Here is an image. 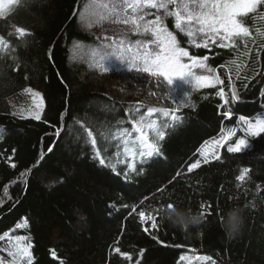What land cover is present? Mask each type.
I'll list each match as a JSON object with an SVG mask.
<instances>
[{"label":"trees","instance_id":"trees-1","mask_svg":"<svg viewBox=\"0 0 264 264\" xmlns=\"http://www.w3.org/2000/svg\"><path fill=\"white\" fill-rule=\"evenodd\" d=\"M84 1L22 0L14 14L0 19V35L15 48L0 60V235L29 237L34 264H182V257L191 253L211 256L215 264H264V134L246 137L239 121L241 115L252 119L263 110L264 77L255 76L245 89L235 79V65L231 66L241 99L224 106L216 91L225 87L231 99L229 69L218 66L237 57L211 44L205 49L185 42L190 53L210 57L208 63L217 67L225 83L217 89H193L188 105L178 110L182 123L165 129V139L159 141L162 155L148 157L147 163H141L144 158L138 154V145L126 144L128 138L115 135L127 128L137 137L132 124L145 115L150 103H142L143 109L138 113L135 105L139 100H132L129 105L124 100L109 101L117 111L107 113V120L101 117L102 113L93 118L90 104L105 98V89L95 76L96 61H89L90 68L86 70L69 63L75 43H93V38L79 27ZM14 26L30 34L22 38L9 35L15 32ZM255 27L264 31V20L258 18ZM127 39L140 37L129 34ZM180 39L184 41L183 36ZM261 45L264 37L253 30L250 52L237 60L241 75L253 77L256 70L264 72ZM17 64L19 71L14 70ZM194 71L201 74L198 69ZM25 88L35 89L43 97L40 121L11 113L9 98ZM229 109L233 111L230 120L223 117ZM165 119L162 113L150 117L157 123ZM115 120L121 123L116 125ZM148 122L146 118L145 124ZM72 125L77 126L71 127L76 129L77 137L69 140L66 130ZM233 128L236 135L228 143L246 138L251 147L240 153L220 149L221 160L210 159L205 164L199 154L201 146ZM84 129H89L92 137L81 134ZM101 135L108 137L107 142ZM148 135L150 142H155L151 129ZM93 138L95 146L91 144ZM126 147L130 151L126 152ZM97 150L104 165L96 156ZM132 153H136L134 159ZM197 160L201 161L200 167L188 172ZM132 163L136 172L128 168ZM243 167L251 172L241 184L236 178ZM28 169L31 172L22 181L21 173ZM162 186L163 191L158 192ZM217 199L222 212L217 214L213 207V214L206 216L198 228L172 227L164 211H160L162 219L157 221V231L150 228V219L142 225L138 216L141 210L146 216L149 212L157 215L160 205L169 202L200 216L201 202L215 205ZM134 206L136 212H132ZM234 207L243 209L244 227L239 235L230 237L224 225L227 213ZM220 215H224L223 224ZM25 220L27 227L17 228ZM144 227H149L148 233ZM152 235L164 244L157 243ZM53 238L58 242L55 245Z\"/></svg>","mask_w":264,"mask_h":264},{"label":"snow or ice","instance_id":"snow-or-ice-1","mask_svg":"<svg viewBox=\"0 0 264 264\" xmlns=\"http://www.w3.org/2000/svg\"><path fill=\"white\" fill-rule=\"evenodd\" d=\"M21 2L22 0H0V19H7L9 15L14 14ZM99 7L105 9L107 15L100 16L98 22L107 19L113 23L130 25L132 33L140 37L134 42L131 39H120L119 41L113 40L109 45H101L99 52H94V59L99 69L102 72H107L114 57L117 59L127 57L124 59V63L129 72H142L149 74L151 77H162L169 85L168 95L176 105H188L193 89H217L218 85H224L225 83L218 73L217 67H213L208 63L210 57H199L195 53H190L189 48L184 46L185 42L192 47L205 49L211 44L220 49H226L228 50L227 54H235L237 57V59L226 61L218 66V68L229 69L227 79L231 86V99H229L225 87H219L216 91V95L223 101L224 106L241 99L237 93L236 84L233 82L231 66L235 65V79L239 80L241 86L245 89L249 87L251 79H254L255 76L264 77V72L258 70L255 71L253 77H249L247 73L241 75V64L237 62L239 57L246 56L250 52L249 42L253 37V30L256 35L264 37V31H261L259 27L254 28L258 18L264 20V0H122L120 6L113 4L109 7L104 4L99 5ZM118 7L120 10H118ZM129 10L131 11L129 12ZM147 17L154 18L149 19ZM169 20L172 22L171 25L168 24ZM91 26V23H89V27ZM14 27L15 32L9 33V35L15 34L17 38H22L26 34H30L28 30L22 27ZM181 36L184 37V41H181ZM105 39L109 38L105 37ZM259 47L264 49V45ZM113 48H115V51H113ZM14 51L15 48L10 41L4 35H0V60L5 59ZM244 67L249 68L250 66L244 64ZM197 69L200 70L201 74L194 71ZM14 70H20L19 64L16 65ZM245 81H248V83ZM179 85L185 87H179ZM24 91L39 98V102L36 103L38 110L30 112L29 115L40 121L44 110L43 97L39 92H33L31 88ZM192 106L195 107V105ZM135 109L139 113L142 111L143 105L137 103ZM146 113L147 118H149L147 124H145V115H141L132 124L133 131L139 134L137 137H133V132H130L127 128L116 133V137L128 138L126 144L138 145L140 148L138 154L144 158L141 163H147L146 158L148 157L162 155L159 141L165 139V129H174L182 123V117L178 111L173 112L149 107L146 109ZM153 113H162L166 119L161 123L151 121L150 117ZM232 116L233 111L230 109L223 112V117L226 119L230 120ZM168 117H171V119H167ZM21 118H24V116L21 115ZM239 121L246 125L244 130L246 137L256 138L264 134V118L256 119L253 123L241 115ZM145 127L155 133V142H150L149 135L144 131ZM56 135L59 136L58 131ZM235 135L236 129L233 128L219 139L206 141L199 149L203 162L207 164L210 159L220 161V149L226 148L227 153H240L251 147L249 139L246 138H239L234 143L229 144L228 141ZM88 136L92 137L90 130ZM96 143L94 138L91 139L93 146ZM52 150V147L48 148V152ZM125 151L130 150L126 147ZM132 155L134 159L136 153H132ZM96 156L99 158L100 164L104 165L105 160L99 150L96 151ZM200 165L201 161L197 160L190 165L188 172H192ZM12 166L15 167L14 164ZM128 168L130 171L136 172L135 163L129 164ZM30 172L31 169H28L26 172L21 173L22 181ZM250 172V168L243 167L236 179L242 184ZM117 174L119 175V173ZM179 175L180 173H177V176ZM124 177L125 179L128 178L127 172L124 173ZM24 182L26 183V181ZM239 186L238 184L237 187ZM157 191H163V186ZM257 191H260V185H257ZM4 192L7 194V188L4 189ZM231 200L232 197H229V202ZM213 207L217 210V214L222 212L219 199H217L215 205L201 202L200 216L206 218V216L212 215ZM245 207H248V205L246 204ZM176 208L175 204L169 202L167 205H160L157 215H152L149 212L146 216L145 211L141 210L138 213L140 223L143 225L146 220L150 219L152 221L150 228L158 231L160 225L157 221L162 219L159 212ZM132 212H136L135 206ZM220 221L222 224L224 223V215H220ZM20 227H27V221L25 220L23 224L17 225V228ZM143 231L148 233L149 227H144ZM6 235H0V241L5 240ZM152 239L156 240L157 243L164 244L157 235H152ZM7 240L8 243L5 245L4 251H6L9 259H0V264H34L32 244L29 237L7 236ZM119 251V248H117L116 252ZM51 254L56 255L55 252ZM128 259H131V257H128ZM203 259L212 261V264H215L211 256H204Z\"/></svg>","mask_w":264,"mask_h":264},{"label":"rangeland","instance_id":"rangeland-1","mask_svg":"<svg viewBox=\"0 0 264 264\" xmlns=\"http://www.w3.org/2000/svg\"><path fill=\"white\" fill-rule=\"evenodd\" d=\"M104 4L108 5L109 7H111L113 4L120 6L122 5V0H85L82 3V10L79 16V27L87 35H90L93 38V43L89 45L75 43L72 47V52L69 57L70 65L79 66L80 68H84V70H86L90 68L89 61H95L94 52H99L101 45H109L113 42V40L119 41L120 39H127L129 34H133L130 25L113 23L107 19L103 22H98L100 16L107 15L105 9L99 7V5ZM86 5L87 7H85ZM118 10H120L119 7ZM130 11L131 10H129V12ZM89 23H91V27H89ZM105 37H108L109 39H105ZM135 40L137 39H133V42ZM113 51H115V48H113ZM126 58L127 57H124L123 59H117L114 57L110 63L112 69L108 70L107 72H102V70L98 69L99 67L97 64H95L97 68L95 76H97V82L99 85L105 89V98H103V101H100L97 104H90L92 108L90 115L93 118H96V113H102L104 115L101 117L105 120V115H107V113L112 114L117 111L113 106V103H110L109 101L124 100L129 105L131 104L132 100H139L140 105L142 103H150V106L147 108L152 107L173 112H177L181 108L180 105H176L172 102L171 97L168 95L169 85L162 77H151L149 74L142 72H129L127 70V66L124 63V59ZM179 87H181V85H179ZM25 89H23L18 95L9 98L10 109L12 114L16 113L15 115L18 116L23 115L24 117L32 118L29 113L38 110L36 108V103L39 102V98L33 96L32 93L24 91ZM32 90L33 92H39L35 89ZM156 114L157 113H153L151 116ZM145 116L147 118L146 110ZM260 118H264V112L257 119ZM100 121L103 122V124L105 122L103 120ZM114 123L118 125L121 123V121L116 122L115 120ZM71 127L75 126L72 125L66 130L68 135L67 138H69V140H71L73 136H76L75 130L77 129V126L75 127V130ZM88 131L89 129H84V132L83 130H80V133H84L87 135V137H89ZM144 131L148 134L149 129L145 127ZM109 135L111 136V134ZM101 137L103 138L104 142H107V136L101 135ZM80 146H83V144L80 143ZM7 236L15 237L21 235H10V233H7L5 240L0 242V259L5 260L9 259L6 255V251H4L5 245L8 243ZM57 243L58 242L56 239L53 238L52 244L55 245ZM204 263H206V260L203 259V256L197 254H186L182 257V264Z\"/></svg>","mask_w":264,"mask_h":264},{"label":"clouds","instance_id":"clouds-1","mask_svg":"<svg viewBox=\"0 0 264 264\" xmlns=\"http://www.w3.org/2000/svg\"><path fill=\"white\" fill-rule=\"evenodd\" d=\"M164 215L172 227L185 230L199 227L204 223V218L190 211L177 207L176 209H165ZM225 230L228 236L239 235L244 227L243 209L234 207L229 210L225 220Z\"/></svg>","mask_w":264,"mask_h":264},{"label":"bare ground","instance_id":"bare-ground-1","mask_svg":"<svg viewBox=\"0 0 264 264\" xmlns=\"http://www.w3.org/2000/svg\"><path fill=\"white\" fill-rule=\"evenodd\" d=\"M82 5V4H81Z\"/></svg>","mask_w":264,"mask_h":264}]
</instances>
